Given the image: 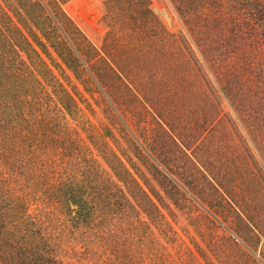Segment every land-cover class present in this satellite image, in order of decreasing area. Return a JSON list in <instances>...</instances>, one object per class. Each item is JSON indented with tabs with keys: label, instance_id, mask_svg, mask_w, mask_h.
<instances>
[{
	"label": "trees",
	"instance_id": "1",
	"mask_svg": "<svg viewBox=\"0 0 264 264\" xmlns=\"http://www.w3.org/2000/svg\"><path fill=\"white\" fill-rule=\"evenodd\" d=\"M65 1L0 0V264H220L221 241L257 264L264 220L241 200L264 189V0H172L188 35L167 31L149 0H106L100 47ZM84 68L119 112L118 147L104 125L89 121V136L72 125L89 119L67 70ZM125 142L171 191L132 171ZM174 190L200 235L192 244L164 211Z\"/></svg>",
	"mask_w": 264,
	"mask_h": 264
},
{
	"label": "rangeland",
	"instance_id": "2",
	"mask_svg": "<svg viewBox=\"0 0 264 264\" xmlns=\"http://www.w3.org/2000/svg\"><path fill=\"white\" fill-rule=\"evenodd\" d=\"M105 1L106 0H67L63 3L62 8L63 10L69 15L76 25L81 29V31L88 37V39L94 43L96 46L100 47L103 44L104 37L109 30V23L108 19H106V7H105ZM150 6L153 9L154 13L157 15L160 22L164 25L165 29L169 31L170 33H184L188 35L187 27L184 24V20L181 17L179 11L175 7V4L172 0H149ZM40 49V46H38ZM51 52L53 53L54 58L56 61L62 62L61 58L58 56L54 48H50ZM45 56V54H44ZM45 58L51 62V58L48 56H45ZM66 66V65H64ZM70 76V79H66V82H69V88L73 89V85H75L74 91H77V96L80 106L82 108L84 116L89 119L88 123L86 124V131L82 130V125L80 123H73L72 125L75 127H78L82 133L83 136H89L91 133V127L89 126V121L95 124L96 126L103 128V125L112 131H114V135L111 137L110 140L115 144L116 147H118L119 141H124L122 139V127L123 123L121 121V118L119 116V112L116 110L115 105L110 102L107 93L105 90L99 85L95 77L93 76L90 71H87V69L84 68L83 75H78L77 73H74L72 70H67ZM86 79V80H85ZM71 81V82H70ZM224 108L222 111L223 118L225 117L231 121L232 115L235 113L233 112L232 108L227 102H224ZM112 109V111L110 110ZM115 113L116 115H113ZM118 116V118H117ZM122 123V124H121ZM228 123V122H227ZM229 124V123H228ZM105 128V129H106ZM133 128V134L136 133L137 135H140V131L135 127ZM106 129V130H107ZM245 133V132H244ZM134 138V137H133ZM115 139L117 140V143L115 142ZM135 140V138H134ZM87 143L90 146V150L94 149L93 144H91L90 140H86ZM136 141V140H135ZM249 143L251 142V139L248 138ZM124 149H125V156L126 158H131L132 161H134V165L138 169H134L131 164H128L132 171H137L140 175H142V172L144 175L149 178L151 185L154 187L156 192H160L162 195H164V191L169 190L171 191L172 188L167 185L166 179L160 174L163 171L161 169L160 173L157 172L155 169L152 168L153 164H149L144 162L146 155L143 153H139V149H134L132 146V143L125 142ZM253 152L255 153V157L257 159H260V156L258 155L256 148L254 145H251ZM95 151V150H94ZM190 152V151H188ZM97 153V152H96ZM124 156V158H125ZM199 159L203 160V155L197 156ZM99 158H101L99 156ZM255 158V159H256ZM175 172H182V165L184 160H187L184 155L178 157L175 156ZM256 159V160H257ZM102 162L104 163L103 159L101 158ZM261 163L260 161H258ZM117 164L116 162H112ZM129 163V162H128ZM105 164V163H104ZM160 165V163H158ZM106 166V165H105ZM116 167V166H115ZM187 174H194L195 170L193 168V165L188 162L186 165ZM185 167V168H186ZM107 168V166H106ZM108 171H111V167H108ZM111 169V170H110ZM112 172V171H111ZM175 173V174H176ZM178 175V174H177ZM181 177L179 176L178 179ZM182 180V178H181ZM180 186H182V189L184 191H187V188L183 186L181 183ZM239 191V190H238ZM243 193V192H241ZM171 195L174 200L165 197V201L167 204H169L173 208V212H170L168 209H164V211L167 214V217L169 219V222L173 225V227L176 229L178 235L182 239H184L186 242L192 244L193 238L199 239L200 235H198V231L195 226V221H192L190 224L189 219V208L188 206L184 208V201H180L182 193L177 192V190H174L171 192ZM244 195V194H243ZM247 200V205L243 204L244 196L241 200V205L248 207V212L251 214L253 212L254 216L257 217V219H263L264 220V189H259V187H254V189L251 191V193L245 195ZM175 199H178L179 204L175 203ZM38 206L40 209H45L41 203H38ZM182 207V209H179ZM259 210V211H258ZM170 212V213H169ZM197 213V212H194ZM206 229V226L204 227ZM219 233L221 237H227L231 235L233 238L235 235L230 230H227L224 226L219 227ZM193 237V238H191ZM223 240V239H222ZM238 243L243 244L244 243L238 238ZM217 243L216 245H218ZM220 251L217 252L219 263L220 264H241V255L235 245L232 243H226V245H231L229 247H225V244L221 241L220 244ZM249 252V251H248ZM66 253V250L62 251V254ZM254 259L257 260V264H260V257L261 260L264 262V236L259 238L256 241L255 244V253L249 252Z\"/></svg>",
	"mask_w": 264,
	"mask_h": 264
}]
</instances>
